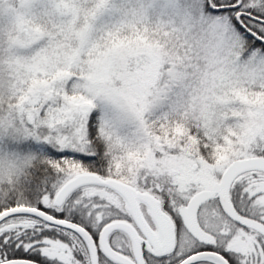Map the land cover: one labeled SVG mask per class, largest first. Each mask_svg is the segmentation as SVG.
<instances>
[{
    "label": "snow or ice",
    "instance_id": "6c2138e0",
    "mask_svg": "<svg viewBox=\"0 0 264 264\" xmlns=\"http://www.w3.org/2000/svg\"><path fill=\"white\" fill-rule=\"evenodd\" d=\"M0 264H264V0H0Z\"/></svg>",
    "mask_w": 264,
    "mask_h": 264
}]
</instances>
